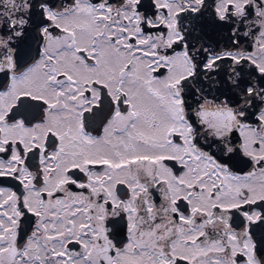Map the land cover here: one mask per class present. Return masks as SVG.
Listing matches in <instances>:
<instances>
[{"label":"snow or ice","instance_id":"obj_1","mask_svg":"<svg viewBox=\"0 0 264 264\" xmlns=\"http://www.w3.org/2000/svg\"><path fill=\"white\" fill-rule=\"evenodd\" d=\"M0 264H264V0H0Z\"/></svg>","mask_w":264,"mask_h":264}]
</instances>
